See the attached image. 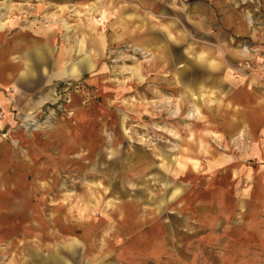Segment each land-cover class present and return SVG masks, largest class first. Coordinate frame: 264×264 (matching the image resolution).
<instances>
[{
	"label": "rangeland",
	"instance_id": "374dc122",
	"mask_svg": "<svg viewBox=\"0 0 264 264\" xmlns=\"http://www.w3.org/2000/svg\"><path fill=\"white\" fill-rule=\"evenodd\" d=\"M8 20L67 70L12 129L74 140L1 202L0 264H264V0H0Z\"/></svg>",
	"mask_w": 264,
	"mask_h": 264
},
{
	"label": "crops",
	"instance_id": "0c3cea01",
	"mask_svg": "<svg viewBox=\"0 0 264 264\" xmlns=\"http://www.w3.org/2000/svg\"><path fill=\"white\" fill-rule=\"evenodd\" d=\"M20 21L0 23L3 25L0 28V108L4 111L0 134L7 131V138H0V205L2 201L13 200L11 195L21 188L26 192L29 190L30 185L36 182L37 172L40 174L39 169L44 166L38 164L42 159L48 165L60 168L64 154L74 140L63 122L49 131L32 134L11 127L16 119L14 111L34 110L46 97L42 95L32 103H19L16 96H24L29 89L44 88L67 73L66 59L61 50H53L45 43L46 32L39 33ZM92 29L96 30L97 25H92ZM200 58L211 68L216 66L212 60L202 55ZM52 175L50 173L47 178ZM112 228L109 226L107 231ZM153 229L155 232L157 227ZM107 242L113 249L118 243L116 235L111 240L108 237Z\"/></svg>",
	"mask_w": 264,
	"mask_h": 264
},
{
	"label": "built area",
	"instance_id": "2783aa9c",
	"mask_svg": "<svg viewBox=\"0 0 264 264\" xmlns=\"http://www.w3.org/2000/svg\"><path fill=\"white\" fill-rule=\"evenodd\" d=\"M2 118V111L0 110V119Z\"/></svg>",
	"mask_w": 264,
	"mask_h": 264
},
{
	"label": "bare ground",
	"instance_id": "6f19581e",
	"mask_svg": "<svg viewBox=\"0 0 264 264\" xmlns=\"http://www.w3.org/2000/svg\"><path fill=\"white\" fill-rule=\"evenodd\" d=\"M194 166H195V164H194Z\"/></svg>",
	"mask_w": 264,
	"mask_h": 264
}]
</instances>
